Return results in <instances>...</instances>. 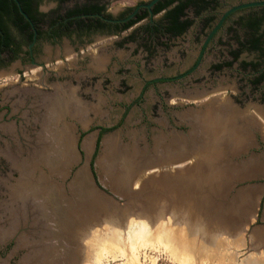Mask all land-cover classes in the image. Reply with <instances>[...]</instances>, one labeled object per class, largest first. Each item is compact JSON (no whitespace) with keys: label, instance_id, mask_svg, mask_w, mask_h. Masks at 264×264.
<instances>
[{"label":"rangeland","instance_id":"rangeland-1","mask_svg":"<svg viewBox=\"0 0 264 264\" xmlns=\"http://www.w3.org/2000/svg\"><path fill=\"white\" fill-rule=\"evenodd\" d=\"M149 1L151 0H111L110 9L114 15H118L129 8L136 7L140 3ZM251 1L264 0H245V2ZM237 4V2L221 4L217 13L220 15L230 5L234 6ZM41 9L45 13H51L55 9V5L50 0H43ZM242 15L241 13L235 16L232 21ZM230 26L231 22L228 24L227 29ZM192 34V32L188 33L185 39L186 41L180 40L179 42L185 45L192 38ZM242 34L243 31L241 32ZM223 36L221 34L219 38L221 39ZM224 39L225 42H228L226 36H224ZM141 47L135 50L133 44L124 45L118 54V58L122 63L127 65V73H119L115 77L113 75H95L87 71L85 66L82 67V65L73 64L69 67L70 70L63 73L58 71L57 74L60 73L59 76L42 77L40 68L28 67L29 70L33 71V75L28 74L30 73L29 70H25L28 74L26 81H20L16 76V71L13 76L0 79V231L1 228H5L6 226V218L2 213L3 208L12 201L7 195V189H14L20 186L19 179L21 172L13 168L11 153H16L17 159L19 160H28L29 157L27 156L29 154L25 153V147L30 146L32 148L34 144L40 141L41 144H44L42 147L44 148L46 144L53 142V131L57 129V126L55 128V123L51 124L47 122V118L46 120L44 119L48 114L41 110L40 99L49 97L54 90L60 88L61 90L67 89L75 92V97L78 98L76 100L84 102V104H77V107L74 108L82 112V114L77 115L76 121L69 120L68 117H75L72 113H69V116L66 115L60 118L62 123H64L63 119L69 120L68 123L71 126V132L75 134V154H71V159H67L64 172L55 173V180L60 185L63 194L74 204H79L81 200L72 191L70 192L69 189L76 188L78 182L81 185L80 187L78 186V189L84 187L88 189L86 185L87 181L91 179L90 182H95L90 169L84 175L83 168L89 165L91 161L89 158L91 156L93 159L97 148L100 128L112 129L111 132L106 133L102 137L98 155L94 163L96 183L100 189L99 193H95L96 191L92 189L94 185L89 187V191L92 193L90 199L95 200L94 206H98L102 210L104 208L105 211L109 210V212L106 211L102 214L100 210H95L92 215H95L98 211V216L95 217L94 225L89 220L87 222V219L84 217L77 220V233L79 235L83 234L80 237L69 236L71 233L64 236L65 232L61 233L53 221L46 220L42 216H40L42 229L39 237L28 235L29 231L27 232V228L18 229L14 234L11 233L9 235L10 237L2 238L0 235V264H93L95 254L99 250L101 243L100 245L96 244L95 237L91 233H102L104 236L108 234L106 238H112L110 236L111 231L109 230V225L113 223V225L117 226L120 224V228L123 227L119 230L122 234L119 237L122 240L121 242L119 241L120 244H117V246L113 243L114 255L105 256L103 258L104 260L102 259L103 264H230L232 261L231 256L235 257L236 255L235 264H245L246 260L250 259V257L264 253L263 132L260 133L258 131L254 136L255 144L246 153L247 156L244 157V159H249L250 163H255L254 172L251 177L243 180L239 186L235 184L231 185L229 189L224 191L225 193L223 192L225 194L224 199L227 200L228 198V200H231L237 206L241 204V201L245 200L247 194L252 195L254 209L251 207L245 209L244 205L240 208L241 211L245 209L247 213L250 211L251 222H247L245 216L242 217L240 220L241 223L238 222L239 225L236 231L223 228L219 224L215 227L213 223L210 221L207 222L205 218H202L199 222L194 217L195 214H192L186 205L177 202L175 196L173 198L171 197L170 203L169 198L164 197L165 186H172L173 188H178L179 186L170 181H166L167 183H165V180L155 171L154 173H148V180H145V183H139L137 184L138 186H136V183L139 181L134 183V188L137 190L136 193L124 194L119 191L120 187H116V178L122 172L124 175L125 171H127L124 165H122V160L128 161L129 155L133 153L140 154L146 151V148L152 145L155 146L157 141L162 142L172 135V133L177 136L193 132L190 125L182 121V115L190 113L194 110V107L200 106L213 97H208L209 99L200 101L195 99H200L203 96H208L218 91H222L221 94L227 96V91H230L234 104L244 110L250 107V113L264 126V119L262 118L264 114L261 116L258 112L264 111V90L254 91L250 87L249 79L246 77V73L241 71L239 63H236L231 71H224L212 79L204 80L203 84L207 89L204 90L203 96L189 97L184 101L178 95L173 94L170 97L172 105L164 107L165 103L163 102L169 99V95L165 91V85L161 84L156 88L150 87L146 89L143 95V103L139 106L127 107L142 96L145 81L159 77L163 71L160 66L154 67L162 61L163 54H156L151 59H148L146 54H144L145 51ZM232 47L236 48L237 46L234 44ZM174 49L176 48L174 47L172 50L174 51ZM228 50L226 47L219 46L210 52L202 70H206L209 61L213 59L212 55L216 56L215 59L222 61L223 56ZM101 57L104 60L103 55ZM240 61L262 63L257 52H244L241 55ZM184 68L182 67V69ZM121 81L122 84L120 83ZM56 84L59 87L55 88ZM83 108L90 111L82 110ZM82 115L83 119L81 117ZM187 119L188 117L184 118L185 121ZM86 121L89 122V127L82 130L80 124ZM66 136L69 137L68 139L71 138L68 132ZM63 141L62 138L61 145ZM64 143L66 144V142ZM69 143L70 141L68 140V147ZM57 146L53 147L59 151H64L62 147ZM49 148H51L50 145L45 150ZM106 152L109 156L111 155L113 160L104 157ZM42 153H40V156ZM50 157L55 159L58 156L51 150ZM75 158L76 161L73 162L72 160ZM101 159L103 160L100 166H98V161ZM26 164H29V162L26 161ZM30 164L32 165V163ZM34 169V166L30 168L32 171ZM46 170L45 168L44 171ZM148 176L154 177L150 179ZM242 192L244 195L241 196V201L231 196V194L237 196L238 193L241 194ZM170 194L172 195L173 192L171 191ZM26 195L29 198H21L16 201L19 204H28V206L38 211L37 204L44 202V200L33 197L31 192H28ZM229 197L231 198L229 199ZM217 204H220V202H217ZM47 213L51 214V211L48 209ZM107 213L109 215H106L105 218V214ZM116 221L117 223L115 224ZM83 222L87 223L85 227ZM124 224L126 227H124ZM209 225H212V227L208 228ZM90 226L93 230L90 229ZM141 234L143 235L140 236ZM168 236H172L173 240L171 239V241H174L176 247L178 246L177 243L179 240L182 243H185L187 240L186 245L188 243L189 246L194 244L199 246L205 243L207 247L204 248L209 251L198 250L192 254L190 252L185 254L184 247L178 246L177 250L175 247H172L173 243L171 244L170 241H167ZM221 236V243L223 244L221 248H212L211 241L214 242L215 239L221 238ZM106 238L104 237V239ZM238 239H241L239 242L244 240L246 244L245 248L242 249L235 246V240ZM256 239L262 240L257 243ZM254 240H256V244ZM225 243H228V245L226 246ZM95 245H97L96 248ZM81 252L82 254H80ZM75 253L80 255H78V260L73 259L74 257L72 255ZM199 254L205 256L203 257L202 255L201 257H197V259L195 258L196 260H193L194 262L190 261L191 256L195 257V255ZM87 255L91 256L88 258ZM217 257L219 259L225 258L221 261ZM75 258H77L76 255ZM179 260H183V262Z\"/></svg>","mask_w":264,"mask_h":264},{"label":"water","instance_id":"water-1","mask_svg":"<svg viewBox=\"0 0 264 264\" xmlns=\"http://www.w3.org/2000/svg\"><path fill=\"white\" fill-rule=\"evenodd\" d=\"M159 1L160 0H152L150 3L141 7L147 8L152 14L151 9ZM14 2L24 19L34 27L32 19L23 10L20 1L14 0ZM141 7H139V9ZM255 7H264V1L247 2L227 11L206 39L204 49L200 55V60L210 41L231 14ZM139 9H137L136 13ZM136 13L125 21L132 19ZM18 65L19 64H14L7 69H1L0 79L13 76ZM198 65L192 71H194ZM71 93L74 94L72 91ZM221 93L222 91H218L208 96H203L200 99H195L200 101L209 99L208 97H213L200 106L194 107V110L190 113L182 115V121L190 125V128L193 129L192 133L177 136L172 133V135L162 142L157 141L155 146L152 145L146 148V151L140 154L133 153V156L129 155L128 161L122 160V165H124L127 171H125L124 175L122 172L116 178L117 182L115 185L116 187H120L119 191L124 194L136 193L137 190L134 188V183L137 181L145 183V180H148V173H154L155 171L165 180V183L168 181L171 183L175 182L179 186L178 188L165 186L164 197L169 198V202L171 203V197L173 198L175 196L177 202L186 205L189 211L195 214L194 217L199 220V222L202 218H205L207 222L210 221L215 227L219 224L223 228L235 231L242 217L245 216V220L251 222L250 211L247 213L245 209L248 207L254 209L252 195L247 194L245 200L241 201V196L244 195L243 192L241 194L238 193L237 196L231 194L232 197L238 198V201H241V204L237 206L228 200V198L227 200L224 199V191L229 189L231 185H241L243 180L251 177L254 172L255 163H250L249 159H244V157L247 156L246 153L250 151L249 149L254 146V136L258 131L264 133V126L252 113H250V107L244 110L241 109L240 106L234 104L230 91H227V96ZM221 105L228 106V119L225 118L224 113L219 114V119L209 114L211 111H219V106L221 107ZM82 110L90 111L86 108ZM258 112L261 116L264 114V111ZM183 117H188V119L185 121ZM68 118L69 120L76 121L77 116ZM262 118L264 119V116H262ZM69 120L63 119L64 123H62V121L58 119L57 122H55V128L57 126V129L53 131L55 142L58 145L55 144V146L57 147H62L60 144L62 138L65 140L67 132L70 134L69 152H58L57 148L53 146L43 151L42 155L39 156V164L36 165L33 163L35 171L33 170V172L29 168L32 180L20 186L18 190L22 199L29 198L26 195L28 192H31L33 197L42 198L44 202L37 204L38 213L46 220L53 221L61 233L65 232V235L63 234L64 236L71 233L72 235L70 234L69 236L80 237L83 236V234L79 235L77 233V220L84 217L94 225L95 217L98 216V211L95 215H92L94 211L100 210L102 214L106 211L104 208L102 210L98 206L95 207V200L90 199L92 193L89 191V187L94 185L92 189L96 191L95 193L97 194L100 190L96 183V177L92 171V156L89 158L91 159L89 165L83 168V173L85 175L90 169L95 182H90V179L86 184L88 189L85 187L78 189V186L80 187L81 185L76 181V188L73 187L69 189L70 192L72 191L81 200L79 204L70 202L55 180V173L64 172L67 159H71L70 156L75 154V134L71 132V126L68 123ZM214 120L216 123H214ZM80 125L83 130L89 127V122L86 121ZM215 128L221 130V132L215 133ZM51 150L57 154V158L52 159L50 157ZM68 153H70V155H68ZM104 155V157L113 160L111 155L109 156L107 152ZM103 159L98 161V166H100ZM72 161L75 162L76 158ZM45 168L47 169L46 171H44ZM148 177L151 179L154 176ZM171 191L173 192L172 195L170 194ZM230 198L231 197H229V199ZM154 202H156V200H154ZM217 202H220L221 205L217 204ZM243 205L245 209L241 211L240 208ZM48 209L51 211V214L47 213ZM200 225L203 226L202 223H200ZM124 227H126V225ZM211 227L212 225L208 226V228Z\"/></svg>","mask_w":264,"mask_h":264},{"label":"flooded vegetation","instance_id":"flooded-vegetation-1","mask_svg":"<svg viewBox=\"0 0 264 264\" xmlns=\"http://www.w3.org/2000/svg\"><path fill=\"white\" fill-rule=\"evenodd\" d=\"M50 1L55 5V9L51 13H45L41 9L43 0H35V9L39 20L36 22L32 20L34 27L26 20L21 24L22 26L29 24L30 33H32L31 38L27 36L26 29L17 26L8 17H5L4 20L6 30L0 26V70L19 64L15 71L20 81H26L28 74L33 75V71L29 70L28 67L40 68L42 77L59 76L58 71L63 73L70 70L69 67L73 64L85 66L87 71L95 75H113L115 77L119 73L126 74L127 65L121 62L118 54L124 45L133 44L135 50L142 46L141 49L145 51L144 54L148 59L156 54H163L162 61L154 66H160L163 71L159 77L145 81L142 96L129 104L127 106L129 108L143 103V95L146 89L156 88L161 84L165 85V91L169 95V99L163 102L165 103L164 107L172 105L170 97L173 94L178 95L184 101L189 97L203 96L204 90L207 89L203 84L204 80L212 79L224 71H231L236 63H239L241 71L246 73L250 87L254 91L264 90V79L257 86L253 85V82L264 74V51L263 53L257 52L262 63H259L260 66L256 71H253L251 67L244 70L242 64L250 62L240 61L241 55L250 51H242L237 60L232 55V52L240 49L239 41L245 40L244 30L241 29L239 23L242 18L249 15L250 9L235 12L225 20L223 26L208 44L200 60L204 43L212 30L227 11L247 3L245 0H205L210 2V5L200 14H198V10L202 5L198 2L199 0H194L193 3H189L190 0H180L181 3L188 4L181 21L183 23L191 22V25L181 33L169 31L171 23L164 18L178 2L157 12L156 9L160 5L169 1L160 0L151 9V14L150 10L141 7L150 3L151 0L114 15L110 9L111 0H101L99 5L102 10L100 12L71 15L70 12L74 10L76 0ZM228 2H237L238 4L230 5L225 12L219 15L217 12L220 5ZM139 7L141 8L139 9ZM137 9L139 11L136 13ZM135 13L136 15L132 19L125 21ZM241 13L242 16L232 21L235 16ZM14 14L17 17L21 15L19 9ZM230 22L231 26L227 29ZM242 31L243 34L241 35ZM190 32L193 33L192 38L185 45L184 43L182 45L179 41H186L185 39ZM260 32L264 35V26ZM221 34L227 37L228 42H225L224 36L219 38ZM8 41L10 45H7ZM107 42L109 43L107 44ZM234 44L237 46L236 48L232 47ZM219 46L229 49L223 56V60L215 59L216 56L212 55L213 59L209 61L208 67L205 71L202 70L209 53ZM174 47L176 49L173 51ZM94 55H103L102 67L93 68ZM229 63H233L232 66H229ZM251 63L257 64L256 62ZM197 65L198 67L192 71ZM219 66L222 68L217 69ZM182 67L185 68L182 69ZM25 70H29L30 73L27 74ZM120 83L122 84V81ZM56 87L59 85L56 84ZM55 92L56 90L52 94ZM67 92L71 93L70 90ZM75 94L74 96H76ZM70 103L72 104V102ZM75 103L84 104L81 100H75ZM39 232H41L40 229Z\"/></svg>","mask_w":264,"mask_h":264},{"label":"bare ground","instance_id":"bare-ground-1","mask_svg":"<svg viewBox=\"0 0 264 264\" xmlns=\"http://www.w3.org/2000/svg\"><path fill=\"white\" fill-rule=\"evenodd\" d=\"M93 68H95V69H97V68H99V67H102L101 65H102V63H103V59H102V57H101V55H94V57H93ZM70 66V65H69ZM72 66V65H71ZM40 102H41V110H43V111H45L46 112V114H48V116L47 117H45L44 119L46 120V118H47V122H50L51 124H53V123H55L58 119L60 120V118L62 117V116H66V115H68L69 113H72V114H74L75 116H77V115H80V114H82V112H80V110H78V109H74V108H76L77 106V104H73V103H75V97H74V94H72V93H70V92H67L66 90H61L60 88H57L56 89V92L54 93V94H52V95H50L49 97H43L42 99H40ZM70 102H72V104L70 103ZM80 108V107H79ZM228 110H229V108H228V106H222L221 105V107L219 106V111H209L210 113L209 114H211L212 116H214V117H216V119H219L218 118V116H220L219 114H221V113H224V116H225V118H229V114H228ZM82 111V110H81ZM226 112V113H225ZM232 114H234V113H232ZM74 115H73V117H74ZM69 116V115H68ZM82 117V119H83V115L81 116ZM86 117V116H85ZM84 117V118H85ZM40 119H41V117H40ZM42 119H43V117H42ZM231 119H232V117H231ZM43 122V121H42ZM214 123H216V121L214 120ZM215 133H220L221 132V130H217L216 128H215ZM41 138V137H40ZM69 137L68 136H66V138H65V140L63 141V146H62V150H66V152H68V146H67V141L69 140L68 139ZM40 140V139H39ZM42 140V139H41ZM64 142H66V144L64 143ZM53 144V145H52ZM55 144L57 145V143L55 142V139H54V136H53V142H51L50 144H46L45 145V147L44 148H42L43 146H44V144H41L40 143V141H39V143H37V144H34V146H32V148L30 147V149H29V147H25V153L26 154H29V156H27V157H29L28 158V160L26 159H24V161L23 160H19V159H17L18 157H17V154L15 153V154H13V153H11V155H12V165H13V168L15 169H18V170H20V172H21V177H20V179H19V185L20 186H23V185H25L27 182H30L31 180H32V176H30V170H29V168H32V166H33V163H34V161H36V163L35 164H37V163H39V158L40 157H38V156H40V153H42V151L44 150L45 151V149H46V147H48L49 145L50 146H55ZM69 145V144H68ZM58 152H60L59 150H58ZM57 152V153H58ZM34 153V154H33ZM39 153V154H38ZM26 161H28L29 162V164H26ZM30 163H32V165L30 164ZM35 171V170H34ZM33 171V172H34ZM19 172V173H20ZM139 183H141L140 181L138 182V183H136V186H138L137 184H139ZM175 183V182H174ZM176 184V183H175ZM145 185V184H144ZM15 186V185H14ZM14 186H11V187H14ZM20 186L19 187H15L14 189H12V188H9V189H7V195H8V197H10L11 199H12V201L10 202V203H8V205L6 206H4V208H3V215H5V218H6V222H5V224H6V226H5V228L3 227V228H1V231H0V235H1V237L2 238H4V237H8L9 235H11V233L12 234H14L18 229H20V228H27L26 230H27V232L29 231V234L28 235H31V236H36V237H39V235H40V232H39V229H41V224H42V222L39 220V218H40V213H38V211L37 210H35V209H33L32 207H30V206H28V204H23V203H21V204H19L16 200L17 199H21V197H20V193H19V190H18V188H20ZM178 186V185H177ZM9 187V186H8ZM225 195V194H224ZM227 198V197H226ZM10 201V200H9ZM231 201V200H230ZM98 205H100L99 203H97ZM101 206V205H100ZM2 207V206H1ZM106 211H108L109 212V210H106ZM165 211V210H164ZM1 214V213H0ZM106 215L108 216L109 214L107 213V214H105V218H106ZM184 215H186V214H184ZM174 217V216H173ZM109 218V217H108ZM192 218H193V216H192ZM38 219V220H37ZM112 219V218H111ZM134 219H136V218H134ZM139 219V218H138ZM161 219V218H160ZM86 220V219H85ZM106 220V219H105ZM194 220V219H193ZM137 221V220H136ZM40 222H41V224H40ZM87 222H88V220H87ZM108 222V221H107ZM109 222H110V219H109ZM133 222V221H132ZM131 222V223H132ZM135 222V221H134ZM145 222V221H144ZM190 222H191V220H190ZM117 223V221L115 222V224ZM83 224H84V227L86 226V224L87 223H84L83 222ZM114 224V223H113ZM113 224H111V225H109V230L111 231V237L112 238H110L109 237V239H107L106 237H108L107 235L108 234H106V236H104V235H102V233H97V232H90L94 237H95V241H96V244H98V245H100V243H101V245H100V247H99V250L96 252V254H95V258H94V261H93V264H103L102 263V259L105 257V256H113L114 255V249H113V243L114 244H116V246H117V244H120V242H121V238L119 237V235H122L120 232L121 231H119L120 229H122L123 227H119L120 226V224H119V226H117V225H113ZM137 224V223H136ZM148 224V223H147ZM192 224V223H191ZM79 225H81V224H79ZM133 225V224H132ZM131 225V226H132ZM142 225V224H141ZM167 225V224H166ZM180 225H182V224H180ZM180 225H178V226H180ZM197 225V224H196ZM88 226V225H87ZM134 226V225H133ZM132 226V227H133ZM183 226V225H182ZM91 227V226H90ZM93 227H95V226H93ZM140 227V226H139ZM92 228V227H91ZM134 228V227H133ZM138 228V227H137ZM83 229V228H82ZM88 229V228H87ZM138 229H140V228H138ZM148 229V228H147ZM172 229V228H171ZM183 229V228H182ZM91 230H93V229H91ZM100 230V229H99ZM135 230H136V225H135ZM190 230H192V229H190ZM89 231V230H88ZM95 231H97V230H95ZM123 231V230H122ZM149 231V230H148ZM138 232V231H137ZM136 232V233H137ZM141 232V231H140ZM90 233H87L88 235H91ZM95 233V234H94ZM188 234V233H187ZM186 234V235H187ZM45 235V234H44ZM129 235V234H128ZM138 235H139V232H138ZM143 234H141L140 236H142ZM222 235V234H221ZM132 236H134V235H132ZM136 236V235H135ZM10 237V236H9ZM29 237V236H28ZM104 237L106 238V239H104ZM123 237V236H122ZM175 237V236H174ZM237 237V236H236ZM131 238H133V237H131ZM180 238H181V236H180ZM183 238V237H182ZM212 238V237H211ZM242 238V237H241ZM166 239V238H165ZM168 239V240H167ZM166 240L169 242L170 241V243L173 245L172 247H175L176 248V250H177V247L179 246V247H184V249H185V254H187V252L189 253H193V252H195V251H198V250H206L204 247H207V246H205V245H207V244H205L204 242V245L202 244V245H199L200 246V248H198L199 246H196L195 244L194 245H192V246H189V244L187 243V245H186V238H185V243H182L181 242V240H179V242L177 243V247L175 246V244H174V241L172 242L171 241V239H172V236H168V238H167ZM210 239V238H209ZM221 239H222V236H221V238H217V239H215L214 240V242L213 241H211V243L210 244H212V248L213 247H216V249L217 248H221V246L223 245L222 243H221ZM85 240V239H84ZM93 240V241H94ZM173 240V239H172ZM175 240V239H174ZM212 240V239H211ZM234 240V239H233ZM239 240H241V239H238V240H235V246L237 247V248H245V242H244V240L243 241H241V242H239ZM257 240V239H256ZM256 240H254V242L256 241ZM262 239H258L257 240V243L258 242H260ZM120 241V242H119ZM131 241V240H130ZM195 241V240H194ZM112 242V243H111ZM132 243V242H131ZM202 243V242H201ZM95 244V243H94ZM226 244V246L228 245V243H225ZM255 244H256V242H255ZM231 245H232V243H231ZM234 245V244H233ZM253 245V244H252ZM37 246V245H36ZM120 246V245H119ZM97 247V245H95V248ZM86 248V247H85ZM226 248V247H225ZM83 249V248H82ZM81 249V250H82ZM80 250V251H81ZM180 250H182L181 248H180ZM79 251V252H80ZM207 251V250H206ZM209 251V250H208ZM207 251V252H208ZM220 251V250H219ZM180 252H182V251H180ZM205 252V251H204ZM204 252H203V254H204ZM92 253V252H91ZM198 253V252H197ZM212 253V252H211ZM210 253V254H211ZM216 253V252H215ZM214 253V254H215ZM80 254H82V252L80 253ZM84 254V253H83ZM191 254H189V255H191ZM200 254H201V252H200ZM195 255V257L194 256H191L190 257V261L191 262H194L193 260H196L197 259V257H201L202 255ZM213 254V255H214ZM75 255H76V257L77 258H75ZM78 253H75V254H73L72 256L74 257L73 259L75 260H78L79 258H78ZM216 255V254H215ZM80 256V255H79ZM88 256V258L91 256V255H87ZM86 256V257H87ZM205 255H203V257H204ZM237 256V255H236ZM236 256L234 257V256H231V263L230 264H235V262H236ZM254 256V255H253ZM258 256V257H257ZM82 257H83V255H82ZM211 257V256H210ZM216 257V256H215ZM114 258V257H113ZM180 258V257H179ZM196 258V259H195ZM207 258H209V257H207ZM212 258V257H211ZM225 257H223V258H221V259H219L218 257H217V259L218 260H221V261H223V259H224ZM93 259V258H92ZM182 259V258H181ZM185 259V258H184ZM210 259V258H209ZM80 260H81V258H80ZM91 260V259H90ZM104 260V259H103ZM179 261H181V260H179ZM71 262H73V261H71ZM86 262V261H85ZM90 262V261H89ZM181 262H183V260L181 261ZM184 262H185V260H184ZM91 263V262H90ZM245 264H264V253H259L258 255H255L254 257H250V259H247L246 260V263Z\"/></svg>","mask_w":264,"mask_h":264},{"label":"trees","instance_id":"trees-1","mask_svg":"<svg viewBox=\"0 0 264 264\" xmlns=\"http://www.w3.org/2000/svg\"><path fill=\"white\" fill-rule=\"evenodd\" d=\"M23 10L29 15V17L34 21H38L37 12L35 9V0H19ZM61 2L69 1V0H60ZM101 0H76L74 10L70 12L71 15H80V14H92L97 13L102 10L99 3ZM194 0H190L189 3H193ZM178 2V4L170 10L165 16V20H168L171 25L169 27V31H172L174 33H181L183 32L188 26L191 25V22L183 23L181 21V18L184 15L185 7L188 5H185L184 3H181L180 0H169L164 5H160L156 11H161L167 6ZM202 6H200L198 10V14H200L201 11H205L208 6L210 5V2H206L205 0H199L198 1ZM18 12V7L14 0H0V26L4 28V20L5 17H8L11 21H13L17 26H20L22 29H26L27 36L29 38L32 37V33H30V26L27 23L26 26H22L21 24L25 22V19L23 16H15L14 13ZM241 26V29L244 30V41H239L240 49L237 51L232 52V55L234 56L235 60L238 59L240 53L242 51H250V52H262L264 49V35L260 32L261 28L264 26V7L260 8H252L249 10V15L245 18L241 19V22L239 23ZM6 30V29H5ZM10 42H7V45ZM233 63H229V66H232ZM260 64L255 63H243L242 67L244 70H246L248 67H251L253 71H256L259 68ZM222 66H219L217 69H221ZM264 79V74L257 78L253 85H258L260 82ZM112 129L109 128H100V134L97 141V148L95 151V154L93 156L91 166L92 171L96 177L95 169H94V163L95 159L98 155V150L100 146V142L102 137L106 134L111 132Z\"/></svg>","mask_w":264,"mask_h":264}]
</instances>
